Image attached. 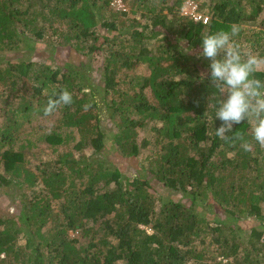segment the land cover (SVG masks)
Returning a JSON list of instances; mask_svg holds the SVG:
<instances>
[{"label":"trees","instance_id":"1","mask_svg":"<svg viewBox=\"0 0 264 264\" xmlns=\"http://www.w3.org/2000/svg\"><path fill=\"white\" fill-rule=\"evenodd\" d=\"M114 1L0 0V189L16 192L0 264H264V148L247 121L226 135L251 151L216 136L210 60L197 58L203 36L237 26L239 42L249 23L264 56V0H198L206 23L181 14L187 0ZM24 4L44 14L26 23ZM47 23L49 64L8 55L21 45L41 60ZM65 88L56 124L24 130ZM110 149L143 173L92 157Z\"/></svg>","mask_w":264,"mask_h":264},{"label":"clouds","instance_id":"2","mask_svg":"<svg viewBox=\"0 0 264 264\" xmlns=\"http://www.w3.org/2000/svg\"><path fill=\"white\" fill-rule=\"evenodd\" d=\"M239 28L222 30L202 37V50L197 58L210 60V79L216 89L212 97L214 118L222 123L215 134L227 143L240 140L244 151H251L253 144L242 135H226L233 126L247 121L251 124V137L261 148H264V80L256 76L264 67V56L246 49L237 42ZM191 51L187 49L186 52ZM88 92L89 89H85ZM226 97V98H225ZM73 103V96L66 88L49 98L44 109L45 115L54 112L61 105ZM209 106V104H208Z\"/></svg>","mask_w":264,"mask_h":264},{"label":"rangeland","instance_id":"3","mask_svg":"<svg viewBox=\"0 0 264 264\" xmlns=\"http://www.w3.org/2000/svg\"><path fill=\"white\" fill-rule=\"evenodd\" d=\"M118 2H119L118 4H115V3L111 4V8L114 9L115 11H120V10L124 9L123 4L120 2V0ZM198 2H199L198 0H195L193 2L191 0L185 1L181 7V14L186 15V16H188V15L190 16L193 12L196 13V7L198 5ZM25 6H27V5L24 4V5L18 6V8H19V10L22 14V17L24 18L26 23L31 22L33 24L39 20V15L44 14L41 10L36 11V10H34V7L31 6L29 9L30 16H28V14H26V12H25ZM166 13H167V11L164 10L163 14H166ZM17 25L20 26L19 24H17ZM51 25L52 24H50V23L46 24L47 29L45 31L44 38H43V40L39 41L40 43L38 42L39 46L35 47V48L40 49L41 55L40 54L39 55L41 56V60H40V58H38V55H36L35 51H29L28 49H26L25 47H23L21 45H18L19 49L17 47L16 49L12 50L8 55L12 58L19 57V60L24 61V62L25 61H32V62H41L42 61L43 63L49 64V60H50V56L52 55L53 47H48V44H49L48 41L49 40H52L54 42L59 41V36L56 34L49 38L50 32H47V30H48V27ZM249 25L250 26L243 25V35L239 38L240 45L246 49H250V47H251L250 41H252V38L250 36V34H251L250 30H254V31L258 30L256 23L255 24L249 23ZM40 26H42V23L39 22L38 28H40ZM56 26H59L58 23H56ZM30 36L31 35H29V37ZM261 43L259 44V46L261 45ZM30 45L32 47L34 46L33 43H31V42H30ZM142 45L144 46V48H146V47L150 48V47L154 46V43H153V41H149L147 44H145L143 42ZM182 47L184 49H186V48L191 49V47L187 44L182 45ZM137 50H139V49H137ZM182 51L184 52V50H182ZM186 51L187 50H185L186 54H188V55L191 54V51H189V52H186ZM192 52H195V51H192ZM6 60H7V51L4 52L3 50H1L0 51V67L1 68L3 67L2 65L4 64V62ZM56 67H58L60 72H63V70H64L63 67H59L58 65ZM204 71H205V69H204ZM126 73L138 74L140 76H145L148 74V70H147L145 65H141L138 68H136L135 70H133V72L130 71V72H126ZM42 111L39 112L38 114L34 113L33 111L30 113V115H33V116H30V121L28 122V124L24 125V127H23L24 130H26V128L28 126H31L32 133L35 131V129H42V128L44 131H47L49 127H52L56 124V119L58 117L57 111H54L49 115H45L44 109ZM109 115H110V113L107 110H105L104 107H100V118H102L103 120H107L109 118ZM18 118H20V117L17 116L16 119H18ZM0 122H1V120H0ZM19 124H20V121H19ZM109 126H110V124H109ZM23 128H21V129H23ZM31 138H33V136ZM33 140L36 143H38L39 139L34 136ZM71 145H72V143L69 144V146H71ZM61 149H63V148H61ZM85 152L87 154L89 152H92V150L87 148ZM98 156L103 159V162H104V160L107 162L111 161L113 167H118L121 165L122 166L123 165L124 166H130V167H134V171L132 168L131 169L135 174L143 173L140 169L135 170L136 162H135V164H133V161L121 159V157H119L117 154H115L113 151H111V149L109 152L108 151H105L102 153L100 152L98 155L92 154V157H94V158H97ZM112 166H111V168H112ZM122 171H123V169H122ZM4 190H6L5 193H4ZM4 190L1 191V189H0V215L5 216V215H7L8 210H10V212L12 211L13 207L11 205H12L13 198H14L13 195L15 196L16 192L12 194L10 191H7V188ZM262 210H264V206H262Z\"/></svg>","mask_w":264,"mask_h":264},{"label":"built area","instance_id":"4","mask_svg":"<svg viewBox=\"0 0 264 264\" xmlns=\"http://www.w3.org/2000/svg\"><path fill=\"white\" fill-rule=\"evenodd\" d=\"M119 0H115L114 3L115 4H118ZM189 16V15H188ZM190 17L194 20V21H202V23H206L207 21V18H202V16L200 14H197L195 12H193Z\"/></svg>","mask_w":264,"mask_h":264}]
</instances>
